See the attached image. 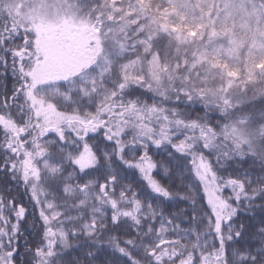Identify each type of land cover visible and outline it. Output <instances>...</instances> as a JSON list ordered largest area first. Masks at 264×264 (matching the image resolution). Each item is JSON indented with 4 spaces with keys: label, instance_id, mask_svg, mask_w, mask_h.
<instances>
[{
    "label": "snow or ice",
    "instance_id": "obj_1",
    "mask_svg": "<svg viewBox=\"0 0 264 264\" xmlns=\"http://www.w3.org/2000/svg\"><path fill=\"white\" fill-rule=\"evenodd\" d=\"M0 264H264V0H0Z\"/></svg>",
    "mask_w": 264,
    "mask_h": 264
},
{
    "label": "trees",
    "instance_id": "obj_2",
    "mask_svg": "<svg viewBox=\"0 0 264 264\" xmlns=\"http://www.w3.org/2000/svg\"><path fill=\"white\" fill-rule=\"evenodd\" d=\"M29 231H30V229H29ZM25 234L27 235V232ZM29 239H32V237H29Z\"/></svg>",
    "mask_w": 264,
    "mask_h": 264
}]
</instances>
